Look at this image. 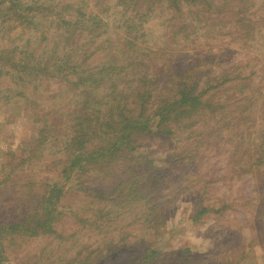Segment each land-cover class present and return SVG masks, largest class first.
<instances>
[{"label": "rangeland", "instance_id": "374dc122", "mask_svg": "<svg viewBox=\"0 0 264 264\" xmlns=\"http://www.w3.org/2000/svg\"><path fill=\"white\" fill-rule=\"evenodd\" d=\"M169 1L159 0L151 10L142 9L135 24L132 10L124 12L119 0H17L16 5L10 3L13 0H0V223L6 226L32 216L46 184L67 189L58 200V208L79 207L88 200L82 188L86 184L97 186L88 183L96 178L92 168L97 161L83 157L87 154L84 148L99 141L92 136L73 167L72 151L66 144L75 117L86 118L90 112L104 115L103 96L117 79L100 70L97 83L83 82L72 88L71 80L77 81L72 68L69 73L51 64L66 59L70 65L80 63L84 70L97 71L127 63L133 68H127V77L117 86L126 79L123 84L130 86L138 73L156 80L151 86L150 112L164 101L162 95L169 86L175 94L176 84L192 77L199 79L203 90L205 83L218 85L204 93L203 101L243 99L251 120L238 134L245 140L235 144L234 152V138L228 146L225 141L215 142L187 165L190 171H175L170 163L167 177L156 187L147 184L154 180L141 179L132 200L116 203L109 196L104 239L115 242L119 235L126 238L119 248L124 260L144 247L143 242H137V233L152 230L153 219L162 216L164 224L158 227L163 235L161 244L155 246L153 235L145 241L153 242L162 253L188 245L194 259L187 264H203L201 260L208 258L209 262L212 256L226 260L225 252L234 245L231 260L244 254L250 256V264H264V0H197L194 6L181 0L184 11L180 19H173L171 28ZM215 11L221 13L216 15ZM208 16L213 18L211 22ZM64 21L70 24L66 26ZM127 42L139 50L137 54H126ZM14 61L20 63L15 65ZM43 63L46 68L40 72L38 66ZM188 71L192 75H187ZM172 72L184 75L174 74L171 85ZM239 74L242 77L238 78ZM120 76H125L123 71ZM85 87L96 98L90 108L82 104L79 93ZM139 122L135 149L146 162L156 166L160 159L181 149L183 140L178 133L161 132L155 121ZM118 162L105 171L111 174L121 169L123 164ZM152 175L158 180L155 173ZM223 203L228 204L224 211L213 214ZM202 204L211 209L198 213ZM86 215L81 213V217ZM22 227L19 232L0 231V264H65L81 250L79 247L102 240L100 227H88L69 214L56 223L60 236L35 238Z\"/></svg>", "mask_w": 264, "mask_h": 264}, {"label": "trees", "instance_id": "16d2710c", "mask_svg": "<svg viewBox=\"0 0 264 264\" xmlns=\"http://www.w3.org/2000/svg\"><path fill=\"white\" fill-rule=\"evenodd\" d=\"M158 1L159 0H119V4L123 6L124 12L129 8L132 10L134 16L131 20H134L136 24L138 21L136 17L138 14L141 17L142 9L146 8L145 11L151 10V7L154 4L156 5ZM162 1L168 3L167 0ZM181 2V0L169 1L168 7L172 12L169 23L170 28L173 19H180L181 14L184 11ZM197 2V0H187V5L194 6V3ZM10 3L15 5L18 4L17 0H13V2ZM220 13V11H215L216 15ZM200 15L204 18V12H201ZM140 17L137 18L140 19ZM206 19L210 20V22L213 20V18L209 16ZM126 22L127 20L125 23ZM63 23L66 24V26L67 24H70L66 21ZM99 23L102 24L101 20ZM182 23H184V25H189V23L187 24L185 21ZM94 27H96V25H94ZM125 47L128 48L126 54H132L134 52L137 54L139 51L131 44V42H127ZM57 61L58 59L51 64L52 68L57 70L64 68L69 73H71L70 71L72 68V74L75 79H77L76 82L71 80L70 86L72 88H77L76 86L83 82H89L92 84L97 83L99 81L98 72L100 70L104 72L107 71L109 76L114 75V79H117L109 92L103 96L105 97L104 103L106 107L104 115L102 116L99 113L97 116L96 113L92 114L90 112L86 118L75 117L77 120L73 121L71 126L72 131L70 133L71 136L66 144L68 149L72 151L73 159L71 158L70 165L73 167L78 163L75 158L81 156L80 151L83 150L85 147L84 145L93 137L99 141L98 144L91 145L89 149L84 148V152L87 154H84L85 157H83L87 160L97 161V165L92 168L94 169L92 172L93 176H96V178L88 180V183H96L97 186H87L88 184H86L85 188H82L85 191L84 194L88 200H83L82 203L80 202L81 204L79 207L72 205L58 208V200L60 197L64 196L67 189L64 191L61 186L46 184L47 188L44 189L42 199L39 200L40 202L37 201V210H34L35 212L32 213V216H27L21 222H12L6 226H3L0 223V231L7 229L11 232H19L21 226H24V228L22 227L23 231L28 232L30 236L35 238L48 234L60 236L61 234L58 233L56 229L58 219L65 214L73 215L79 222H85L88 227L94 226V229L100 227L99 232L102 240H94V243L89 244V246L86 244V246L79 247L81 250L77 251L76 254L70 257L65 264H70L72 261H77L79 264H102L104 260L112 257V260L105 264H115L122 259L123 251H120L121 249L119 250V248L126 238L119 235L117 237L119 240L115 242H113L114 239H109L107 241L104 239V232H106V228L108 227L105 218L110 211L109 206L106 204L109 196L115 198L112 201L116 203L117 201L123 202V200L130 197L132 200L136 195L134 191L138 188L141 179H147L148 181H150V179L154 180V183L150 181L147 182V184L155 185L156 187L161 180H164L167 177L166 173L169 171L166 170V166H169L170 163L172 165L174 164L175 171H178V169L190 171L188 170L189 168H187V165L197 161L199 155L201 157V155H203L202 152H205V149L215 145V142L218 143L219 141H225L226 146H228L231 145V141L234 138V141L236 140V142H232V147L235 146L234 149H232L234 152L236 150L235 144L241 143L245 140L243 136L238 134L246 129V124L251 120L250 114L247 113V105L243 103V99L203 101L204 93L208 91L210 92L217 88L218 85L210 86L205 83L203 90L198 85L199 79L194 80L192 77L188 79L184 77L182 81H179L175 86V88L177 87V93L175 94H171V91L168 90L170 89L169 86L166 94L162 95L164 101L160 104L158 103L155 110L150 112V99L152 98L151 86L153 83L154 85L156 84V80L153 76H150L153 77L151 80V78L148 77V74L147 76L145 73H138L137 76H135V79L130 83V86L129 83H127L126 86L123 84L127 79L121 81L117 86L120 79L127 77V68H133L132 65L128 66L127 63L125 64L127 66L122 65L121 67L108 65L112 66L113 69L105 66L97 71H87L83 69V65H80V63L70 65L66 59H63V63H56ZM18 63L20 62L14 61L15 65ZM21 66L25 65L23 64ZM38 67L41 72L44 71L46 65L43 63ZM122 71L124 72V77L120 76V72ZM174 74L177 76L184 75L181 72H172L169 76V83L171 82V85L172 82H174V79L171 78ZM186 74L192 75L189 71ZM240 77H242V75L239 74L238 78ZM79 93L82 96V104L85 105L86 108H90L91 103L96 102V98L91 96L90 88H80ZM74 106L75 104L72 107L74 108ZM206 116L208 117L203 119V117ZM139 121H155V127L161 130V132L171 134L178 133L179 140H183L180 146L181 149L160 159L156 166L152 165L153 162L150 160L146 162L147 158L144 155L139 154L135 149L134 135L136 130L140 129L138 128ZM142 128L145 127L142 126ZM41 132L43 131L41 130ZM229 133L230 136L227 137ZM228 148L231 150V146ZM115 162H118L117 165L121 163L123 164V167L121 168L122 171L121 169L118 170V168L117 170L114 169L111 174L110 172L105 171V167L111 166ZM101 163L104 165L103 168L100 167ZM143 168L145 170H142ZM169 168L171 169V167ZM152 173H155L158 180L152 175ZM200 178L203 181L204 176H201ZM78 183L80 184L81 182ZM204 183L207 184L208 181L206 180ZM227 205L228 204L223 203L222 206L217 207L212 213L218 214L219 212H223ZM200 207L198 213L209 211L210 208L203 204ZM86 212V216L88 217H81V213ZM143 215H145V213ZM161 217L162 216L158 217V220L153 219L154 223L151 225L153 232H150L152 230L146 231L141 229V231L137 233L139 234L136 236L139 240L137 242L144 243L142 251L139 254L136 251L133 254H128L127 258L118 262L119 264H165L164 262L166 261L187 264L194 259L192 248L188 245L167 253H162V250H157L156 247L154 248L153 242H155V246H158L163 240L162 232H159L158 230V227L164 224V220L161 219ZM149 218V215L144 217L148 222ZM152 235L153 242L145 244V241L149 240V237ZM218 244H221V240L218 241ZM231 248L230 251L227 250L229 253L225 252L226 260L224 261H218V256H212L211 261L208 262V258H204L201 262H204L203 264H250V256L246 258L244 254L240 255L239 259L231 260L230 253L235 252L236 250L234 245H232ZM81 255L82 258L80 260ZM2 256L3 247L0 244V258H2ZM160 256L162 258H159Z\"/></svg>", "mask_w": 264, "mask_h": 264}]
</instances>
